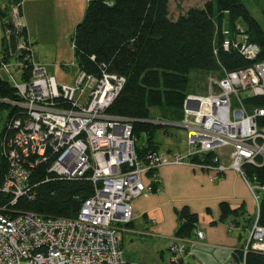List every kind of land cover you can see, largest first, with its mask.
<instances>
[{
	"label": "built area",
	"instance_id": "obj_1",
	"mask_svg": "<svg viewBox=\"0 0 264 264\" xmlns=\"http://www.w3.org/2000/svg\"><path fill=\"white\" fill-rule=\"evenodd\" d=\"M14 8L15 25H21ZM221 34L224 50H236L253 63L221 77L209 76L205 95L186 96L179 122L148 120L183 128L187 150L171 155L150 151L147 163L136 154L134 119L107 113L123 88V77L104 70L99 74L79 70L71 84H60L35 64L31 79L23 81L11 72L10 60L0 55V71L8 74L18 96L16 101H0L22 112L7 121L6 133H12L0 142L6 162L0 184V264H124L116 225L131 221V201L152 191L151 180L160 182L154 173L146 185L143 175L172 164L210 170L211 181L228 169L240 173L254 210L242 259L227 264H245L249 250L264 254V226L259 223L264 182L248 178L243 171L246 163L264 166V128L257 123L264 109L248 111L245 103L247 97L264 96V61H256L260 48L241 30L222 28ZM224 149L229 164L221 160L219 151ZM207 153L214 154L213 163L192 162ZM44 164L45 179H78L89 173L92 194L74 217H45L15 207L19 200L33 198L37 185L32 174ZM230 229L238 228L231 224ZM194 235L193 240L172 238L169 264H185L189 249L204 238L201 230Z\"/></svg>",
	"mask_w": 264,
	"mask_h": 264
},
{
	"label": "trees",
	"instance_id": "obj_2",
	"mask_svg": "<svg viewBox=\"0 0 264 264\" xmlns=\"http://www.w3.org/2000/svg\"><path fill=\"white\" fill-rule=\"evenodd\" d=\"M9 4L17 8L18 19L22 14V0H5V6H0V24L5 33L0 55L4 61L11 58L17 60L20 63L17 67L20 79L28 81L32 76L31 59H28L31 43L26 28L15 25V19L8 11ZM169 7L170 0H87L83 18L70 39L79 70L94 74L104 70L125 79L122 90L107 113L134 119L135 150L143 163H147L146 155L150 151L158 150L155 131L164 127L148 122L151 109L161 108L167 112L164 118L162 116L163 120L179 122L189 94L191 72L204 71L221 77L224 72L243 69L253 63L236 50L222 48L221 32L225 24L231 32L241 30L248 41L256 43L260 48L256 61H264V30L241 0L208 1L203 8H190L177 18L171 16ZM262 14L264 17V7ZM24 62L25 67L21 64ZM0 99H18L15 87L1 76ZM0 102V110L8 108L0 127L1 142V137L7 139L12 133H6L7 121L22 115V112L15 106L9 108L7 102ZM245 103L248 111L254 107L264 109V96L247 97ZM257 123L264 128V116L259 117ZM142 136L145 143L139 147L137 142ZM213 157V153H207L191 160L213 163ZM0 167L1 184L6 170L1 154ZM156 171L149 170L147 177ZM243 171L248 178L255 177L258 182H264V166L246 163ZM46 175L45 164L33 171L32 180L37 185L34 196L19 200L15 207L21 212L45 217H74L82 202L92 194L89 173L78 179H45ZM150 184L151 192L158 190V182L151 180ZM220 209L222 219L234 217L231 224L239 229L240 236L244 238L252 215L242 210L239 213L242 221L239 222L237 209L224 201L220 203ZM179 218L181 222L175 237L191 238L196 229L197 215L185 206L180 210ZM259 223L264 226V193L260 201ZM242 256V246L233 250L232 260L240 261ZM245 264H264V254L249 250L245 255Z\"/></svg>",
	"mask_w": 264,
	"mask_h": 264
},
{
	"label": "crops",
	"instance_id": "obj_3",
	"mask_svg": "<svg viewBox=\"0 0 264 264\" xmlns=\"http://www.w3.org/2000/svg\"><path fill=\"white\" fill-rule=\"evenodd\" d=\"M67 2L68 5L64 12H60L58 5ZM4 3L5 0H0V6ZM86 4L87 0H22L20 23L26 28L28 41L33 46L32 61L44 67L54 77L62 76V73L67 74L66 55L65 58L63 56L55 58V54L53 61L48 60V55L40 49L42 47L37 48V46L42 43H45L47 47L56 46L55 53L65 51L66 42H69L71 48V36L76 25L82 20V16L74 17L72 20L74 22L70 23L67 20V11L74 9V11L82 12ZM50 21L51 24L48 25ZM3 34L0 24V49ZM72 60L76 64L74 53L68 63ZM59 67H61V74L58 71ZM76 68L78 73L77 64ZM77 73L74 74V78ZM201 91L203 89L199 86L196 91L188 90V93L205 95L207 92L202 94ZM185 145L186 143L180 151H157L167 155L185 154L187 150ZM220 157L225 164L231 162L227 157V150L223 151V157L222 155ZM156 173L160 179L158 190L143 192L134 198L131 201L132 219L130 223L116 225L117 234H120L119 245L124 264H133L142 260L144 252L148 259H153L152 261H155L154 252L164 260L166 252L170 253L168 249L170 241L175 237L181 222L179 212L185 206L197 215L195 230H201L204 235L195 247L189 249L184 259L185 264H227L230 262L233 250L243 245L246 234L244 233V238H242L239 229H230L234 217L228 216L222 219L220 203L224 201L231 208L237 209L239 222L242 221L239 214L242 210L253 215V200L242 175L233 169H228L223 176L211 181L212 171L189 164L164 165L159 167ZM144 183L149 185V178ZM187 239H195L194 232L191 238ZM187 243L188 241H185L186 245ZM139 244L150 246L149 251L138 247L131 249V246ZM125 248L129 249L128 252Z\"/></svg>",
	"mask_w": 264,
	"mask_h": 264
},
{
	"label": "rangeland",
	"instance_id": "obj_4",
	"mask_svg": "<svg viewBox=\"0 0 264 264\" xmlns=\"http://www.w3.org/2000/svg\"><path fill=\"white\" fill-rule=\"evenodd\" d=\"M208 1H212V0H170V7H169L170 14H171V16L173 18H177L180 15L185 14L187 12V10H189L190 8L191 9L192 8H203L205 3L208 2ZM241 1L247 7V9L249 10L250 14L258 21V23L260 24V26L264 30V17H263V14H262V9L264 7V0H241ZM3 5L5 6V3ZM67 5H68V2L67 3H62L61 5H58L59 11L60 12L61 11L64 12V9H65V7H67ZM7 7H8V11L11 13V15L14 18V15L16 13L15 12V8L11 4H9ZM80 7H79V10H80ZM59 11H57V12H59ZM84 11L80 12L78 10L74 11V9H72V10L68 9V11H67V20L70 23H72V22H74V21H72L74 17L78 18V16L80 17V15H81L82 18H83ZM20 22L21 21L19 20V23ZM47 24L48 25L51 24V21L48 22ZM65 25H66V23L63 26L64 28H65ZM40 27H42V25ZM216 27H217V22H215V26H214L215 31H216ZM241 27H243L242 24H241ZM64 28H62V29H64ZM225 28L228 29L226 24H225ZM2 30H3V28H2ZM59 46L61 47V45H59ZM32 47L33 46L31 44V54H30V56L28 58V59H31V61H30L31 63L29 62L31 64V66L36 64V63H34L32 61V52H33ZM38 47H42L40 49H43L44 50V54L48 55V57H47L48 60L52 59V61H53L55 54H56L55 58L58 57V56H63L65 58V55H66L67 58L65 59V61L67 62L66 63L67 65H65V66L68 67V70L66 71L67 74H65V73L61 74L60 73L61 67H59L58 71H59V73L62 76L56 75L55 78H56L57 82L60 83V84H62V83L71 84L73 82L74 74L77 73L76 72L77 68H76V64H75L74 60H72L71 63H68V62H70L71 58H73V50L71 49L72 46L70 48L69 42H66V44L64 45V47L66 48L65 51L57 52V53L54 52L56 46L53 47V46L50 45V46L47 47V45L45 43H42V44H39L37 46V48ZM57 60H59V59H57ZM26 62H28V61H26ZM10 63H11L10 70L13 73V75L17 78L19 76V70H18L17 67L20 65V63L17 60H15L14 58L10 59ZM21 64H22L23 67H25V62L21 63ZM0 76L2 78H4V79L9 80L8 74L5 71H0ZM209 76H213V77L217 78L216 74L210 75V74L205 73L203 71L191 72L190 76H189L190 77V81H189L188 90L189 91H191V90L196 91V88L201 86L202 89H203V91H201V93L204 94L205 91H207V78ZM10 83L13 85V82L10 81ZM9 101L12 102V100H9ZM7 106L9 108L12 107V105L9 104V103L7 104ZM7 111H8V108H6V109L2 108L0 110V127H2V125L4 123V117H5L6 113H7ZM166 113L167 112L165 110L163 111V109H161V108H152L149 120L150 121H154L155 119L163 120V118H164L163 115L164 114L166 115ZM162 116H163V118H162ZM154 139H155L156 142H158V147L157 148H158V151H160V152L167 151V150L180 151L182 149L183 144L186 143V132H185V130L183 128H181L179 126L166 125L165 124L163 128L158 129V130L155 131ZM144 141H145L144 137L142 136L141 138H139V140L137 142V145L139 147H141L143 145V143H145ZM223 151L225 152L226 149L219 151L220 154L222 155V157H223ZM227 157H228V155H227ZM147 178H148L147 175L144 174L143 175V180L146 181ZM117 237H118V241H119L120 240V234H117ZM136 247L141 248L143 250H148V251H149V248H150V246L149 247H147L146 245L140 246V244H139V245L131 246V249L132 248H136ZM128 250L129 249L125 248V251L128 252ZM166 254L167 255L165 256V259L162 260L161 257L157 253L154 252L153 253V257H154L155 261H152L153 259H148V257H146L145 252H144L142 260L137 261V262H135L133 264H169L170 253L168 254L166 252Z\"/></svg>",
	"mask_w": 264,
	"mask_h": 264
}]
</instances>
